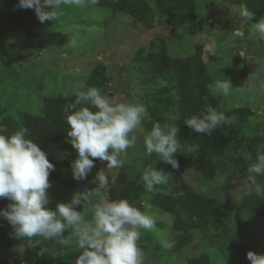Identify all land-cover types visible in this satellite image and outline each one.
<instances>
[{"label": "rangeland", "instance_id": "obj_1", "mask_svg": "<svg viewBox=\"0 0 264 264\" xmlns=\"http://www.w3.org/2000/svg\"><path fill=\"white\" fill-rule=\"evenodd\" d=\"M141 5L148 8L146 18L154 17L152 30L136 24L129 13L83 3L62 5L55 21L23 39L1 40L0 105L16 120L23 113L41 115L45 96L72 95L96 68L105 72L103 84L110 99L141 102L147 109V117L136 130V145L122 154L125 164L120 169H108L105 161L96 160L87 179L74 180L70 165L77 153L67 141L73 157L69 162L63 161L58 178L49 177L47 207L54 210L58 202H69L73 193L95 188V175L105 167L109 187L94 195L86 209L77 206L76 210L89 220L92 204L105 197L124 198L152 216L155 228L143 232L138 241L144 264H193L204 257V264H229L228 245H235L245 257L249 250L264 253V217L254 210L264 205V195L245 194L247 162L242 159L243 152L250 151L255 157L256 149L264 146V39L254 31L255 22L239 18V6L222 0H197L198 31L194 35L186 33V22L180 16L161 13L153 0H144ZM261 19L264 16L258 20ZM235 28L243 29V38H233ZM197 45H201L206 67L207 90L222 108L240 107L245 111L227 135L223 151L213 159L212 178H204L193 167L184 171V179L196 193L221 200L224 210L206 227L182 232L173 228L175 215L158 207L155 193H148L143 187L142 173L146 168L151 165L160 171L157 154H146L143 137L157 122L167 131L178 113L175 105L169 103L175 99L173 92L168 93L171 82L158 76L156 62L167 53L175 57L191 55ZM138 47L142 48L136 52ZM226 78L233 86L229 96L210 90L216 80ZM262 179L257 176V180ZM64 235L70 236V230ZM71 239V247L39 238L34 244L8 248L5 262L0 264H31L49 255L75 261L79 254L74 249L76 237Z\"/></svg>", "mask_w": 264, "mask_h": 264}, {"label": "clouds", "instance_id": "obj_2", "mask_svg": "<svg viewBox=\"0 0 264 264\" xmlns=\"http://www.w3.org/2000/svg\"><path fill=\"white\" fill-rule=\"evenodd\" d=\"M85 0H18V7L32 9L37 19L44 23L55 21L62 5L83 4ZM99 0H90L97 4ZM47 8L48 10H45ZM254 13L244 5L239 8V18L250 21ZM254 31L264 39V19L253 24ZM233 38H243L242 28L232 31ZM76 41L73 39L72 44ZM233 86L226 79H218L210 90L227 97ZM72 95L74 100L66 104L63 111L68 125L67 137L77 153L70 167L76 181L87 179L95 161H105L108 169H120L125 161L121 159L128 149L135 147L136 130L148 115L141 102H116L97 87L85 88L78 85ZM206 99V98H205ZM223 112L206 105L203 112L192 115L184 123L197 134L211 135L218 126L232 123ZM177 127L165 131L160 123H155L150 133L143 137L146 154L156 153L173 169L180 167L175 154L180 152ZM247 162L246 179L243 184L245 194L264 195V146L252 152L242 153ZM104 167V168H105ZM103 168V169H104ZM99 170L93 183L95 188H85L72 194L69 202H58L55 209L50 203L47 190L51 187L49 175L55 166L47 158L46 151L29 138V129L20 127L9 135L0 134V198L11 201L6 208H0V217L6 219L13 229V236L22 238L41 237L44 240H57L64 247L72 246V236L76 237L75 250L78 256L74 264H144V252L138 241L143 232L155 228L152 216L141 211L129 199H100L91 205L92 217L86 220L77 206L86 209L92 197L110 185L104 171ZM165 175L149 166L142 173L143 187L154 193L157 186L165 182ZM165 195L182 196L183 192ZM70 230L71 235H64ZM165 247L167 243L163 242ZM250 264H264V253L247 251Z\"/></svg>", "mask_w": 264, "mask_h": 264}, {"label": "trees", "instance_id": "obj_3", "mask_svg": "<svg viewBox=\"0 0 264 264\" xmlns=\"http://www.w3.org/2000/svg\"><path fill=\"white\" fill-rule=\"evenodd\" d=\"M144 0H99L91 4L90 0L84 3L104 9H115L131 14L134 21L144 25L145 30L154 26V17H145L148 8L141 5ZM157 9L170 16H180L186 22V33L194 35L198 31L197 0H153ZM224 2L245 6L254 13L253 22L264 16V0H222ZM146 2V1H145ZM18 0H0V55L1 40L6 37L23 39L24 36L35 29H41L51 23H41L32 9L19 8ZM45 10H48L45 8ZM142 47H138L140 51ZM158 76L167 78L171 83L168 93H174L175 99L169 103L178 109L177 118L172 127H177V139L180 143V152L175 154L180 167L173 169L157 155V167L165 175V182L157 186L154 192V203L163 211L174 214L173 228L185 232L192 228L206 227L210 220H216L218 213L224 210L221 200L196 193L184 179L186 168H195L204 178L210 179L215 173L213 159L224 149L226 137L239 122L238 118L245 108H222L216 97L210 94L205 84L206 67L202 59L201 45L195 47V52L186 57L170 56L168 53L161 56L155 64ZM105 72L96 68L89 74L83 83L84 87H97L106 94L103 84ZM206 98V99H205ZM74 100V96H45L42 99L41 115L23 113L19 120L9 115L0 105V134L9 135L20 127L29 129V138L38 143L46 151L47 158L54 164L55 170L49 177L58 178L62 173L65 162H69L73 155L68 151L67 130L68 125L63 111L66 104ZM210 105L223 112L229 119L235 116L232 123H224L217 127L209 136L197 134L189 128L184 121L192 115L200 114L205 106ZM183 192L182 196L165 195ZM11 201L0 198V208H6ZM257 214L264 217V205L254 207ZM41 237L22 238L17 240L13 236V229L0 217V263L4 261V254L8 248L18 245L34 244ZM226 256L229 264H249L245 253L235 245H228ZM206 257L193 264H204ZM31 264H74V261L62 260L53 255L39 258Z\"/></svg>", "mask_w": 264, "mask_h": 264}, {"label": "crops", "instance_id": "obj_4", "mask_svg": "<svg viewBox=\"0 0 264 264\" xmlns=\"http://www.w3.org/2000/svg\"><path fill=\"white\" fill-rule=\"evenodd\" d=\"M197 9H198V7H197ZM197 14H198V10H197ZM153 29V28H152ZM152 29H150V30H152ZM146 31H149V30H146Z\"/></svg>", "mask_w": 264, "mask_h": 264}]
</instances>
